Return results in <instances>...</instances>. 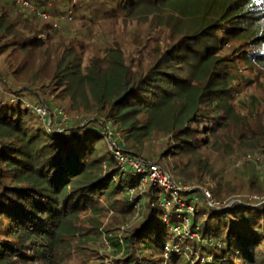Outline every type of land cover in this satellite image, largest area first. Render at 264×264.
<instances>
[{
    "label": "trees",
    "instance_id": "16d2710c",
    "mask_svg": "<svg viewBox=\"0 0 264 264\" xmlns=\"http://www.w3.org/2000/svg\"><path fill=\"white\" fill-rule=\"evenodd\" d=\"M28 1L48 18L0 0V264H103L102 237L111 264H264V179L249 163L242 186L216 169L264 158V0ZM98 22L156 34L133 56L114 41L88 57ZM238 62L260 97L239 98ZM109 131L193 189L178 203L149 184L139 205L142 176L117 164Z\"/></svg>",
    "mask_w": 264,
    "mask_h": 264
},
{
    "label": "rangeland",
    "instance_id": "374dc122",
    "mask_svg": "<svg viewBox=\"0 0 264 264\" xmlns=\"http://www.w3.org/2000/svg\"><path fill=\"white\" fill-rule=\"evenodd\" d=\"M100 29L95 33V35H97V38L90 41L89 46H88V57L92 56V52L94 50H97L101 44L107 43V42H117L118 45L120 46V48L124 51L125 55L127 57L129 56H133L135 50L137 49V44L136 43H143L144 40H148V37L151 36V38L155 37L156 32L152 31L149 29V27L145 24H136V23H129V24H113V23H109V22H98V25H100ZM150 35V36H149ZM261 53H264V47H262ZM235 73L238 77L242 78V82L240 85V94H239V98H243L246 95H254L256 97H260V93L258 92V90L256 89L255 84H247L244 81V77L247 78L248 80H251V78L253 77V73L250 72L249 70L245 69L244 66L241 64V62H238V65L235 69ZM58 110L54 111V113H52L53 118L58 119ZM46 114V112H45ZM64 115V114H63ZM46 116V115H45ZM66 117V121L64 120V118H61L59 121H55L56 125L53 124V127H61V126H65L68 123V119H70L68 117L67 114L64 115ZM44 121V120H43ZM50 120H46V122H49ZM54 122V123H55ZM112 130V129H111ZM113 131V130H112ZM114 132V131H113ZM121 137V135H119ZM122 139V137H121ZM123 141V139H122ZM144 148L147 149L149 152H153L156 150V141L152 140L150 141V143H146L144 145ZM109 149V148H108ZM254 155H261L260 152H254ZM249 155V154H248ZM252 155V154H250ZM262 156V155H261ZM136 157V156H133ZM138 158L140 161H142L145 164H149L144 162L140 156L136 157ZM242 159V158H241ZM241 159H239L238 161H240ZM263 156H262V163L261 165H259L258 167V171H259V176L264 179V171H263V167H264V162H263ZM236 161L234 163V165H230V163H224V162H218L216 169L218 170L219 174H220V179L223 181H227L229 184L231 185H238V186H242L244 185L246 178H247V173H241L242 170L244 171V166L242 167V169H237L235 167L236 163L238 162ZM226 162V161H225ZM154 164H152L153 166ZM128 170H130V168H128ZM235 170H239L240 173H237ZM167 175L168 173L165 172ZM169 176V175H168ZM171 179V178H170ZM149 186V185H148ZM148 186L145 189H141L139 192L138 196H142L141 199H138V204L139 205H143L146 202V196L145 194L148 192ZM193 188H189V189H180V187L176 186L175 188L169 189L170 192H167L168 194H170V198L172 199V197H175L177 200L176 202H180L179 198H178V194L180 191H189L192 190ZM201 190V188H200ZM202 192L204 194V196L207 198L208 200V205L212 206V198L210 196V193L206 190V189H202ZM172 194V197H171ZM208 195L210 197V199H208ZM182 206V211L183 209H186V211H188V213H191V208H183V204ZM138 212V210H136ZM181 211V210H180ZM142 210L138 213L135 214L134 218L131 219V221H129V226H131L132 223H137V221L139 220V216L138 214L141 213ZM111 212H109V217H111ZM136 216H138L136 218ZM107 222V219H104V223ZM188 227V226H187ZM182 229V230H188V228ZM126 228V227H124ZM179 229V228H178ZM124 231V230H123ZM189 231V230H188ZM122 233V231H121ZM179 233H180V229H179ZM178 234V233H175ZM121 236V234H118ZM180 242V241H179ZM92 251V256L93 258L98 262H102L103 264H111V262H115V260L118 258L117 255L114 253V250L112 249V247L110 246L109 243L106 242V240L102 237L100 238V240L95 244L94 247H91ZM90 253V252H89ZM70 264H83V261L81 259H79L78 256H74L72 258V261L70 262Z\"/></svg>",
    "mask_w": 264,
    "mask_h": 264
},
{
    "label": "built area",
    "instance_id": "2783aa9c",
    "mask_svg": "<svg viewBox=\"0 0 264 264\" xmlns=\"http://www.w3.org/2000/svg\"><path fill=\"white\" fill-rule=\"evenodd\" d=\"M9 1L13 2L17 6H19L21 9H28V10L36 13L37 15L42 16L44 19L48 18L46 15L41 14L40 13L41 11L39 9H37L35 6H33L28 0H9ZM36 112L41 117H44L46 115L45 110H43V109H36ZM57 114L61 118H64V120L66 119V117L62 113L58 112ZM108 136L109 137L114 136V139H113L112 143L110 144L109 148H110V151L113 153L114 158L117 161V164L121 168H123L124 170L130 168V170L133 173H136V174H139L140 176H142L141 177L142 179L140 180V183L137 185L136 190H134V189L131 190L130 191L131 193H133L134 191H140L141 189H145L149 184L160 186L161 188H163V190L166 193L170 192L169 189L176 187V185L173 183V181L170 179V177L157 165L152 166V164H145L142 161H140L138 158L125 154L122 151L123 141L118 134L113 135V133L111 131H109ZM119 143L122 144L121 147L118 145ZM248 163L252 164L255 168L258 169L259 165H261V163H262V156L259 154H257V155H250V154L246 155L240 161H238L236 163L235 167L237 169L238 168L242 169L244 164H248ZM171 197H172V194H171ZM172 199L175 202L177 200L175 197H172ZM208 199H210L209 195H208ZM158 203H159V207L162 210H164V211L170 210V201L160 198L158 200ZM182 225H183V229H185L188 226L187 221L185 220ZM172 231L174 234L175 233L179 234L178 227L173 228ZM178 234H175V235H178Z\"/></svg>",
    "mask_w": 264,
    "mask_h": 264
},
{
    "label": "water",
    "instance_id": "95a60500",
    "mask_svg": "<svg viewBox=\"0 0 264 264\" xmlns=\"http://www.w3.org/2000/svg\"><path fill=\"white\" fill-rule=\"evenodd\" d=\"M234 202H235V201L230 202V203L228 204V206L232 205Z\"/></svg>",
    "mask_w": 264,
    "mask_h": 264
}]
</instances>
